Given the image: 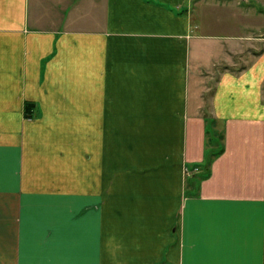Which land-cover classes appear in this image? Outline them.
<instances>
[{
	"label": "crops",
	"instance_id": "crops-1",
	"mask_svg": "<svg viewBox=\"0 0 264 264\" xmlns=\"http://www.w3.org/2000/svg\"><path fill=\"white\" fill-rule=\"evenodd\" d=\"M261 6L0 0V264H264Z\"/></svg>",
	"mask_w": 264,
	"mask_h": 264
},
{
	"label": "rangeland",
	"instance_id": "rangeland-1",
	"mask_svg": "<svg viewBox=\"0 0 264 264\" xmlns=\"http://www.w3.org/2000/svg\"><path fill=\"white\" fill-rule=\"evenodd\" d=\"M252 5H254V4H252ZM260 5H254V6H252L251 7V12H252V14L254 13V11H257V9H259L260 10V7H259ZM261 8H262V6H261ZM262 9H264V8H262ZM264 22V21H263ZM262 22V19H261V21H260V23L258 24V26H256L255 28H254V30H255V32H257V31H260L259 33H255V34H253L252 33V36H254V35H257V34H263L264 35V23ZM253 28V27H252ZM253 30V31H254ZM262 35V36H263ZM209 139H210V142H209V144L211 145V144H213V143H215L216 142V140L214 139V138H212V136L211 135H209ZM186 174H187V176H188V178L189 177H191V175L194 173V172H197V166H194V167H187L186 168ZM190 179V178H189Z\"/></svg>",
	"mask_w": 264,
	"mask_h": 264
}]
</instances>
